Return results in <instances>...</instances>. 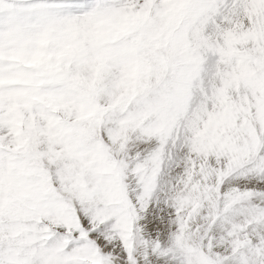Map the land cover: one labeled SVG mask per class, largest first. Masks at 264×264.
<instances>
[{
	"label": "snow or ice",
	"instance_id": "1",
	"mask_svg": "<svg viewBox=\"0 0 264 264\" xmlns=\"http://www.w3.org/2000/svg\"><path fill=\"white\" fill-rule=\"evenodd\" d=\"M0 264H264V0H0Z\"/></svg>",
	"mask_w": 264,
	"mask_h": 264
}]
</instances>
